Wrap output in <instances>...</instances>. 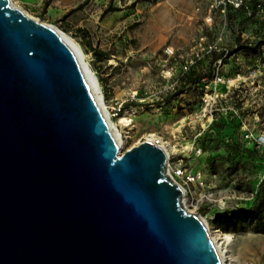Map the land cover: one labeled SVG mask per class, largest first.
<instances>
[{"label":"water","instance_id":"water-1","mask_svg":"<svg viewBox=\"0 0 264 264\" xmlns=\"http://www.w3.org/2000/svg\"><path fill=\"white\" fill-rule=\"evenodd\" d=\"M63 35L0 0V264H222L164 149L119 155Z\"/></svg>","mask_w":264,"mask_h":264},{"label":"rangeland","instance_id":"rangeland-1","mask_svg":"<svg viewBox=\"0 0 264 264\" xmlns=\"http://www.w3.org/2000/svg\"><path fill=\"white\" fill-rule=\"evenodd\" d=\"M12 1L82 48L123 136L120 155L153 137L168 144L176 161L204 179L184 197L185 208L202 216L215 239H230L232 264H264V147L248 142L240 125L232 133L223 124L228 112L209 126L203 114L210 90L186 82L211 77L220 54L207 47H225L232 58L221 72L241 78L239 97L221 108L235 105L254 136L264 134V0L215 9L211 21V0ZM197 54L201 60L185 70ZM119 107L116 116L111 109ZM193 145L203 149L200 156L189 151ZM206 192L215 201L201 204Z\"/></svg>","mask_w":264,"mask_h":264},{"label":"built area","instance_id":"built-area-1","mask_svg":"<svg viewBox=\"0 0 264 264\" xmlns=\"http://www.w3.org/2000/svg\"><path fill=\"white\" fill-rule=\"evenodd\" d=\"M242 4L243 0H227L226 2L221 0H211V5L207 15V21H211L212 12L215 11V9L222 8V10H224L227 8V6H233L234 8L238 9L242 6ZM169 52L170 54H172V51ZM207 52L210 54L219 53L220 56L217 57L214 61V68L212 70L211 77H204L201 81V84L206 89L210 90V96L208 97V99H204L206 107L203 117H207L210 126L212 125V123H214L215 117L219 115V113L228 112L226 117L232 116L233 118L238 119L240 123L239 128L244 133V138L248 142L257 147H264V134H258L254 136L253 131L249 129L246 121L241 118L239 109L236 108L235 105H231L226 109L221 108L222 101L234 100L235 97H239V91L236 89L237 87H235V83L241 78V76L238 74L233 81L221 72V67L225 65V62L228 61V59L232 58V56L229 54L230 51L225 47H222L218 43H213L208 45ZM200 60L201 56L200 54H197L195 59L190 60L188 66L185 67V70H188L191 66H193ZM237 62V65H240V61L237 60ZM219 86L225 87L226 90L224 91V93L218 90ZM111 110L115 111V115L117 116L121 112V107H119L117 110L116 108H112ZM131 122L132 119H129L125 124L129 125L131 124ZM163 146H165L166 148L169 147V145L166 143H163ZM189 151L192 152V154L195 156H200L203 153V149L201 147L194 145L189 149ZM172 154L173 153L167 155V174L181 186L184 192V197L188 194V192H191V187H193L194 185L204 186V179L201 173L190 171L186 167V165H183V161H176L175 156ZM214 201V194L212 192H206L200 202L201 204H204Z\"/></svg>","mask_w":264,"mask_h":264},{"label":"bare ground","instance_id":"bare-ground-1","mask_svg":"<svg viewBox=\"0 0 264 264\" xmlns=\"http://www.w3.org/2000/svg\"><path fill=\"white\" fill-rule=\"evenodd\" d=\"M13 6H15V4L13 3V1L11 0ZM64 40L66 41V43L71 47V49L78 55L81 57L82 61H83V65L85 67L86 73H87V78L89 83L91 84L94 93H95V97L96 99L99 101V105L101 107V110L104 112V115L110 125V128L112 130V133L115 137V140L117 142V146H118V152L121 150V147L123 145V136L120 132V130L118 129L117 123L113 121L112 119V113L111 111L108 110V107L106 106L105 100H104V94H103V90L99 84V80L96 76V74L91 71L89 65L86 62V56L82 50V48L79 46V44H77L74 40H72L70 37L63 35ZM121 123H126L128 122L126 118H122L120 119ZM154 140H149L157 145H159L160 147H162L164 149V151L166 152L167 155L171 154V151L166 148L165 146H163V144H159V142L155 141V137H153ZM173 151V150H172ZM120 155V152H119ZM121 156V155H120ZM185 202V199H184ZM212 241L215 244V247L218 251L220 260L222 262V264H232L233 263V256L231 255V252L228 248V242H229V238H225L223 242L218 241L217 239H215L212 235H211Z\"/></svg>","mask_w":264,"mask_h":264},{"label":"trees","instance_id":"trees-1","mask_svg":"<svg viewBox=\"0 0 264 264\" xmlns=\"http://www.w3.org/2000/svg\"><path fill=\"white\" fill-rule=\"evenodd\" d=\"M204 77L198 78V79H193L192 76L187 77L186 82L188 84L194 82L197 84H201V81ZM224 125H226L227 127H229L232 130V133L234 132V130H236L237 126L239 127L240 123L238 121V119L233 118L232 116H228L226 117V119L223 122Z\"/></svg>","mask_w":264,"mask_h":264}]
</instances>
